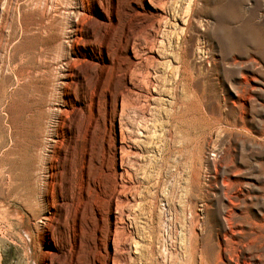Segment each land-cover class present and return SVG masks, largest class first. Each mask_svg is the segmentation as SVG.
Listing matches in <instances>:
<instances>
[{
    "label": "rangeland",
    "instance_id": "rangeland-1",
    "mask_svg": "<svg viewBox=\"0 0 264 264\" xmlns=\"http://www.w3.org/2000/svg\"><path fill=\"white\" fill-rule=\"evenodd\" d=\"M2 8L0 264H107L114 235L123 264H264V0ZM126 29L141 64L122 110Z\"/></svg>",
    "mask_w": 264,
    "mask_h": 264
},
{
    "label": "bare ground",
    "instance_id": "bare-ground-1",
    "mask_svg": "<svg viewBox=\"0 0 264 264\" xmlns=\"http://www.w3.org/2000/svg\"><path fill=\"white\" fill-rule=\"evenodd\" d=\"M152 1V0H151ZM182 1V0H181ZM84 2V1H83ZM109 3V2H108ZM35 5H37V4H35ZM115 5V4H114ZM40 6V5H39ZM44 6V5H43ZM43 6H40V9H39V7L37 8V10L40 12V14L41 15H43V17L44 16H48V14H47V6H46V8L45 7H43ZM101 6V5H100ZM107 6H108V4H107ZM87 7V6H86ZM109 7H110V5H109ZM108 7V8H109ZM116 7V6H115ZM84 8V7H83ZM88 8H89V6H88ZM86 9V8H85ZM110 9V8H109ZM108 9V10H109ZM2 11L0 12V36L3 34L2 32H3V30H4V28L5 27H7V13H8V10H7V8H2L1 9ZM49 10V9H48ZM110 10H112V9H110ZM116 10V9H115ZM118 10V9H117ZM131 10V9H130ZM105 11V10H104ZM85 12V11H84ZM108 12V11H107ZM116 12V11H115ZM134 13V12H133ZM132 13V14H133ZM139 13V12H138ZM135 14V13H134ZM110 14L108 13V15L107 16H109ZM137 15H139V14H137ZM136 15V16H137ZM152 15V14H151ZM156 15V14H155ZM159 15V14H158ZM130 16V15H129ZM128 16V17H129ZM132 16V15H131ZM153 16V15H152ZM134 17V16H133ZM111 18V17H110ZM130 18V17H129ZM149 18H151V16L149 17ZM109 19V18H108ZM134 19V18H133ZM154 19V18H153ZM26 20H28V19H26ZM130 20V19H129ZM31 21V20H30ZM42 21H43V19H42ZM51 20L49 19L48 20V24H49V22H50ZM33 22V21H32ZM111 22V21H110ZM139 22V21H138ZM29 23V22H28ZM52 23H54V22H52ZM132 23V22H131ZM140 23V22H139ZM155 23V22H154ZM30 24L32 25V23L30 22ZM38 24H40V26L39 27H37V29L36 30H39L40 31V33L41 32H46L47 33V31L45 30L46 29V25L47 24H44V26L42 25V23H41V21H39L38 22ZM108 24V23H107ZM110 24H112V23H110ZM129 24V23H128ZM156 24V23H155ZM25 25H26V23H25ZM41 25H42V28L45 30V31H42L40 28H41ZM106 25V24H105ZM115 25V24H114ZM136 25V24H135ZM27 26H30V25H28L27 24ZM73 26H74V28H71V31L74 29V30H78V28H79V23L78 22H75V23H73ZM83 26V25H82ZM104 26V25H103ZM107 26V25H106ZM110 26V25H109ZM130 26V25H129ZM26 27V26H25ZM105 27V26H104ZM108 27V26H107ZM113 27V26H112ZM124 27H125V25H124ZM123 27V28H124ZM127 27H128V25H127ZM142 27V26H141ZM27 28V27H26ZM29 28H31V27H29ZM34 28H36V27H34ZM110 28V27H109ZM130 28V27H129ZM156 28V27H155ZM32 29V28H31ZM50 29V28H49ZM113 29V28H112ZM130 29H133V27L132 28H130ZM130 29H128V30H130ZM152 29V28H151ZM154 29V28H153ZM26 30V29H25ZM29 30V29H28ZM34 30V29H33ZM72 31V32H74V34H76L75 32L76 31ZM80 30H81V26H80ZM106 30H108V29H106ZM141 30V29H140ZM50 31V30H49ZM54 31V30H53ZM110 31V30H109ZM155 31V30H154ZM30 32V31H29ZM108 32V31H107ZM106 32V33H107ZM112 32V31H111ZM113 32H116V31H113ZM37 33V32H36ZM52 33V32H51ZM120 33V32H119ZM109 34V33H108ZM111 34V33H110ZM114 34V33H113ZM118 34V33H117ZM116 34V35H117ZM139 34V33H138ZM135 35H137V34H135ZM134 35V36H135ZM101 36H102V34H101ZM106 36H107V34H106ZM111 36V35H110ZM109 36V37H110ZM118 36H120V35H118ZM142 36V35H141ZM2 37H4V35H2ZM1 37V38H2ZM121 37V36H120ZM119 37V38H120ZM132 33L131 32H129V31H127V29H126V32H123V35H122V37H121V40H124V46L122 45V47L120 48V49H122V50H124L125 52H126V56L124 55V54H122V55H124L125 57H126V63L124 64V66H125V68H124V70H123V74H122V78H123V80L121 79V83H120V85H119V87L117 88L118 89V92H119V94L121 95V98H120V107L122 106V110L125 108L124 106H125V100H126V98H127V96H128V94H129V92H131V88L132 87H134L136 84H135V80L137 81L138 80V78L139 77H137V75H138V73H137V70H136V66L137 65H139V64H141V62L139 61L140 60V58L137 56V51H138V49H137V46L136 45H138V46H140L139 44H136L135 45V41L134 40H132ZM137 37V36H136ZM54 38V37H53ZM113 38H114V36H113ZM113 38H111L110 37V39H113ZM116 38V37H115ZM139 38V37H138ZM105 39V38H104ZM136 39V38H135ZM0 40H2V39H0ZM114 40V39H113ZM112 40V41H113ZM146 40V39H145ZM108 41V40H107ZM131 41H132V46H131ZM139 41V40H138ZM102 42V41H101ZM110 42V41H109ZM120 42V41H119ZM91 43V42H90ZM113 43V42H112ZM111 42H110V44H112ZM116 43H118L117 41H116ZM92 44V43H91ZM108 44V43H107ZM109 44V45H110ZM145 44L147 45V47L148 48H152L153 46H154V42L151 40V41H145ZM149 44L151 45V46H149ZM106 45V44H105ZM113 45V44H112ZM118 45H120V44H118ZM108 46V45H107ZM114 46V45H113ZM116 46V45H115ZM131 46V49H132V52L129 50V47ZM111 47V46H110ZM119 47V46H118ZM108 48H109V46H108ZM113 48V47H112ZM111 49V48H110ZM114 49V48H113ZM116 50V49H115ZM108 51H109V49H108ZM117 51V50H116ZM110 52V51H109ZM112 52V51H111ZM110 52V53H111ZM115 52V51H114ZM113 52V53H114ZM120 53H121V51H120ZM119 53V54H120ZM114 54H116V53H114ZM111 55V54H110ZM113 55V54H112ZM119 58H121L120 56H118ZM123 57V56H122ZM110 58V57H109ZM113 58H114V55H113ZM117 58V57H116ZM115 61V60H114ZM118 61V60H117ZM110 62H111V60H110ZM119 62V61H118ZM112 63H114L115 64V62H113L112 61ZM117 63V62H116ZM120 63V62H119ZM113 66V65H112ZM60 68V67H59ZM109 68V67H108ZM107 68V69H108ZM103 70V69H102ZM101 71V70H100ZM108 70H104V71H102V74L104 73V76H105V79L104 80H107V81H105V82H107V84L109 85V84H112V83H114L115 84V79H112V76H111V74H109L108 72H107ZM141 72V71H140ZM64 73V76H65V79H70L71 78V73H68V72H63ZM101 74V75H102ZM115 76H117V78H119V76L117 75V74H114ZM142 75V74H141ZM121 76V75H120ZM94 77H95V75H94ZM146 77V76H145ZM95 78H97V77H95ZM97 80V79H96ZM95 80V81H96ZM63 83H64V81H62ZM69 82V81H68ZM104 81H102L101 80V77L96 81V85H97V87H101V85H103L104 83H105ZM138 82V81H137ZM65 84H66V82H65ZM113 84V85H114ZM107 87V86H106ZM113 87H115V85L113 86ZM108 88V87H107ZM98 89V88H97ZM111 90V89H110ZM115 90V89H114ZM94 91V90H93ZM96 93V92H95ZM117 93V92H116ZM86 94V93H85ZM93 95V94H92ZM117 96H115L114 98H116L117 97V100H116V103H117V105H118V101H119V97H118V94H116ZM97 96V95H96ZM92 99V98H91ZM111 103H112V100H111ZM89 105V104H88ZM115 105V104H114ZM113 105V106H114ZM82 108V107H81ZM114 108H115V106H114ZM87 109V108H86ZM116 109V108H115ZM112 110V109H111ZM83 111V110H82ZM81 111V112H82ZM113 111V110H112ZM121 111V110H120ZM117 112V111H116ZM120 113V112H119ZM82 114V113H81ZM114 114H115V112H114ZM117 115V114H116ZM112 116V115H111ZM64 120V119H63ZM90 123V122H89ZM121 123V122H120ZM121 125V124H120ZM92 127H93V125H92ZM91 127V128H92ZM85 128V127H84ZM87 128V127H86ZM90 128V127H89ZM89 128H88V130H89ZM93 130V129H92ZM85 131V130H84ZM83 131V132H84ZM89 133V132H88ZM91 134V133H90ZM55 137H57L56 139H55V141L59 138L58 136H55ZM74 140H76V135H75V132L73 131L71 134H70V136H69V147L71 146V143L72 142H74ZM72 147V146H71ZM86 163V162H85ZM89 163V162H88ZM88 165V164H87ZM51 168V167H50ZM53 170V169H52ZM69 170V169H68ZM74 170V169H73ZM75 173V172H74ZM76 175V174H75ZM81 178V177H80ZM84 179V178H83ZM79 180V179H78ZM116 180V179H115ZM67 181V180H66ZM74 181V180H73ZM72 181V182H73ZM82 181L83 180H80V181H78V182H74V183H72L71 184V186L69 187V188H67V190H64L65 192L64 193H66L67 191H69V193H70V195L71 194H73L74 196H76L75 195V193L77 194V189L79 188L80 190H81V188H82ZM87 181V180H86ZM41 183H40V188H39V191H40V193H43V194H49V187L50 188H54V186H55V183H56V179L55 178H52V176L51 175H45L44 177H42L41 178V181H40ZM60 182V181H59ZM58 182V183H59ZM70 182V181H69ZM88 182V181H87ZM118 182V181H117ZM122 182V181H121ZM64 183V182H63ZM63 183H61V184H63ZM116 183V182H115ZM60 184V183H59ZM69 184V183H68ZM89 185V184H88ZM77 186H80V187H77ZM87 186V185H86ZM60 187H61V185H60ZM64 187H67V186H64ZM116 188V187H115ZM120 189V188H119ZM38 190V189H37ZM86 190V189H85ZM84 190V191H85ZM114 191H115V189H114ZM52 192V191H51ZM83 192V191H82ZM87 192V191H86ZM89 192V194H90V191H88ZM112 192V191H111ZM87 194V193H86ZM78 195V194H77ZM88 196V195H87ZM54 197H55V195H54ZM73 197V196H72ZM79 198V197H78ZM77 198V199H78ZM77 199H75V200H77ZM81 199V198H80ZM83 200V199H82ZM81 200V201H82ZM87 200V199H86ZM89 201V200H88ZM49 202V201H48ZM53 202V201H52ZM77 202H78V200H77ZM80 202V201H79ZM86 202V201H85ZM71 203V202H70ZM87 203V202H86ZM77 204V203H76ZM79 204H81V202L79 203ZM83 204V203H82ZM85 204V203H84ZM68 205V204H67ZM71 205V204H70ZM69 206V205H68ZM80 206H82V205H80ZM70 207V206H69ZM75 207V206H74ZM73 207V208H74ZM82 210H83V207L81 208ZM67 210V209H66ZM68 211V210H67ZM70 211V210H69ZM68 211V212H69ZM77 211V210H76ZM76 211H73V213L75 212L76 213ZM72 212V211H71ZM81 212V211H80ZM70 213V212H69ZM67 214V213H66ZM71 215V214H70ZM68 217H69V215H67ZM73 216H75V215H73ZM79 216V215H78ZM65 217H66V215H65ZM80 217V216H79ZM67 218V217H66ZM66 218H65V221H66ZM71 218H72V216H71ZM73 219V218H72ZM80 220V219H79ZM226 221V220H225ZM70 223V222H69ZM73 223V222H72ZM77 223V222H76ZM225 223V222H224ZM75 224V223H74ZM67 224H65V226H66ZM72 225V224H71ZM225 225V224H224ZM68 226H70V225H68ZM115 226V225H114ZM64 228V227H63ZM66 228V227H65ZM68 228V227H67ZM79 228H80V226H79ZM72 229V228H71ZM81 229V228H80ZM69 230V229H68ZM68 230H65V231H68ZM76 230V229H75ZM120 231V230H119ZM73 233H74V231H72ZM79 232V231H78ZM115 232L117 233V229H116V227H115ZM68 233H70L69 231H68ZM111 233H112V231H111ZM80 234V233H79ZM114 234V233H113ZM78 235V234H77ZM66 237V236H65ZM81 238V237H80ZM65 239H67V238H65ZM72 239V238H71ZM75 239V238H74ZM117 239V238H116ZM115 239V235L112 237V242H113V244L112 245H114V254H113V256L111 257V256H109L108 254H107V257H106V261H107V264H123V262L121 263L120 262V259H118L117 260V258H116V256H115V244H114V240H116ZM83 239H81V241H82ZM70 241V240H69ZM80 241V242H81ZM74 242V241H73ZM63 243V242H62ZM77 244V243H76ZM81 244V243H80ZM103 244V243H102ZM106 244H107V242H106ZM81 245H79V247H80ZM63 247V246H62ZM65 247V246H64ZM67 247V246H66ZM72 246H70V248H71ZM96 247H97V244H96ZM74 249H75V247H74ZM73 249V250H74ZM63 250V249H62ZM77 250H79V249H77ZM77 250H74L73 252H71V256L72 257H70V258H75V254H76V252H77ZM128 250V249H127ZM136 250V249H135ZM65 251V250H64ZM110 251V250H109ZM126 251V250H125ZM137 251H138V249H137ZM105 254V253H104ZM106 255V254H105ZM117 255V254H116ZM110 257H111V261H110ZM78 258V257H77ZM122 259V258H121ZM70 260V259H69ZM75 261H76V259H75ZM71 262V261H70ZM127 262V261H126ZM72 263V262H71ZM77 263V262H76ZM75 263V264H76ZM100 263V262H99ZM73 264H74V262H73Z\"/></svg>",
    "mask_w": 264,
    "mask_h": 264
}]
</instances>
